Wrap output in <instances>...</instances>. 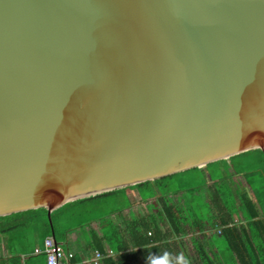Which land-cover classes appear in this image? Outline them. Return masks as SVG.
Segmentation results:
<instances>
[{"label":"water","instance_id":"95a60500","mask_svg":"<svg viewBox=\"0 0 264 264\" xmlns=\"http://www.w3.org/2000/svg\"><path fill=\"white\" fill-rule=\"evenodd\" d=\"M264 150V0H0V216Z\"/></svg>","mask_w":264,"mask_h":264},{"label":"trees","instance_id":"16d2710c","mask_svg":"<svg viewBox=\"0 0 264 264\" xmlns=\"http://www.w3.org/2000/svg\"><path fill=\"white\" fill-rule=\"evenodd\" d=\"M251 151H256L259 156V164L257 167L249 168L246 165L243 166L238 165L237 163L233 162L234 157H238L241 155H247ZM257 155H254L256 159L258 158ZM230 161V166L232 173H244L245 178L247 179L250 187L255 191V196L257 198V202L260 203V200L264 201V190H261L259 187H256L254 185L255 175L257 171H263L264 170V150L261 149H254L247 152H243L237 155H234L230 158H228ZM250 160H247L249 162ZM208 165V164H207ZM205 165V166H207ZM198 168V167H195ZM259 169V170H256ZM171 175H167L164 177H160L151 181H146L142 183H138L135 185H130L126 187L117 188L111 191L102 192L99 194H94L82 198H78L72 201H69L56 209L51 211L50 219L49 221L48 215H47V209L46 208H38V209H30L26 211H21L17 213H13L6 216H0V233L3 234H10L12 237V244L18 245L20 236L22 233V230L25 232V245H26V252L34 251V248L38 244H42V241L45 237L53 235L55 239L60 242L62 241L63 235H65L68 231H71V229L77 228V227H83L85 229L90 230V233L92 236H97L99 229L103 228L106 224V222L110 219V215L112 213L119 212L121 213L127 208H130L133 205V202L131 201V196L127 193V190H137L138 194L140 196V201H148V199L157 198V202L160 203L162 210L160 213V216L162 218H165L168 222L166 233H163L158 226L155 228L151 227L150 220H155L156 216L152 213L145 215L143 218L139 220H134L133 223L129 226V233H134L139 236L137 242L131 243L134 246L139 247H148L151 245L152 249H154L155 253V261H152L153 264H234V261L232 258L235 259V261L238 264H264V223L262 222H252V225L260 226V229L255 232L253 236V241L256 240L259 245H257V249H248L245 247L241 242V239L239 236H234V228L229 227H222V229L219 231V227H217L218 224L212 220V223H209V225L205 224V218L200 214L195 215L193 217V221L190 219L188 220L185 213L181 211V206H175L174 204H169L166 200V196L171 194L170 190L164 189L166 186L161 185L162 179H165L167 177H171ZM221 182V181H220ZM225 182V181H222ZM222 183H219L218 181L214 182L213 194L212 197H209V200H216V195L220 194V190L215 186L218 185L221 186ZM259 188V189H258ZM145 190H148L147 193H145ZM180 190H175L173 193H176ZM107 196H117L121 198L122 203L119 207H116L115 209L106 212L105 215L100 216L101 219H84L82 221V217H79L85 213H88L92 210L93 206H98V203L96 205H92L89 207L88 202L91 200H94V202L97 199L107 197ZM242 201L246 202L247 206H244L245 212L247 209L250 210V215L246 216V218H256L258 216V212L255 208V205L252 203L250 198L247 194H241ZM260 199V200H259ZM235 202V199H234ZM135 204V203H134ZM243 212V210H242ZM210 214V213H209ZM208 217V215H207ZM210 217V216H209ZM77 220V222H74V220ZM65 222H68V227L64 224ZM256 224V225H255ZM191 226H193L194 230L201 234L205 230L209 231L211 229H214L217 232H220V235H225L226 237L231 236L230 241L228 242L226 251L220 250L217 245L212 244L210 245L209 249H205L202 245L199 243L193 244V247L195 249V253L193 255H190L185 250L184 245V239L182 238L183 235L186 233L188 234L190 232ZM111 224L107 226L106 228H110ZM154 229L155 232L151 231L150 229ZM148 232L151 234L148 235ZM116 233L118 234V230H116ZM33 235H37L41 237L40 243H33L32 238ZM103 237L101 236V239H105V234L102 233ZM237 235V234H236ZM215 236V237H214ZM212 235L210 237L213 238L216 241V235ZM221 236V237H222ZM136 237V238H137ZM175 238L176 240L169 242L168 238ZM197 238L201 237L200 235L196 236ZM100 239V241H101ZM211 239V238H210ZM212 240V239H211ZM193 242V241H192ZM122 243V242H120ZM100 248L103 247L101 245V242L97 245ZM215 248V249H214ZM43 255V254H40ZM44 257V261L46 264V258ZM169 257V258H168ZM12 264H20V259L18 256L12 257Z\"/></svg>","mask_w":264,"mask_h":264},{"label":"crops","instance_id":"0c3cea01","mask_svg":"<svg viewBox=\"0 0 264 264\" xmlns=\"http://www.w3.org/2000/svg\"><path fill=\"white\" fill-rule=\"evenodd\" d=\"M221 175L223 176V181L226 176L227 178L229 177L230 187L236 191L234 207L233 209H228L224 201H222L221 205L219 203L220 201L217 200V208L214 217L203 215V218H205L204 223L209 225L213 220L218 224L217 227H219V231L222 227L234 228V236H239L242 241L241 243L245 247L250 250L257 249L259 243H257L256 240L253 241L252 238L255 232L260 229V226L256 224V226H254L252 225V222L264 223V201L259 199L260 203L257 202L255 191L250 187L244 173H232L231 166H223L221 168ZM209 178L207 188L213 187L214 182L219 179L216 178L212 180L211 177ZM218 182L220 183V181ZM211 192H213V189H211ZM127 193L131 196L133 205L121 213H112L110 219L106 222L103 228H98L99 225H96V229H99L97 236H92L88 229L80 228L63 235L64 237L59 243L65 250L73 252L74 264H93L91 259L94 257L95 251L104 254L103 258L98 261V264H153L151 262L155 261V253L152 246L155 245L148 247L134 246L131 241L133 243L137 242L139 236L137 237L134 233H129V226L134 220H139L150 213L156 216L155 220H150V222H152L151 227L155 228L158 226L163 233H166V228L169 224L165 218L160 216V210H162V208L160 206L161 204L157 202V198L154 197L143 202L140 201V196L137 190L128 189ZM241 194H247L255 205L258 212L256 218H246V216L250 215V210L247 209L246 212L244 211V206H247V204L242 201ZM210 218H212V220H210ZM109 224H111V227L106 228ZM153 228L150 230L155 232ZM191 228L190 232L188 234L185 233L182 237L185 242V250L188 254L193 255L195 253L193 244L196 243H199L205 249H209L210 245L215 244L220 250L226 251L228 242L231 239L230 235L229 237H226L225 235L222 236L220 235V232H217L214 229H211L210 231L208 229L199 234L194 230L193 226H191ZM116 230H118V234L116 233ZM102 233L105 234L104 240L101 239V236L103 237ZM214 233H216L217 236L216 241L214 240L213 242V238L210 236H214ZM150 234L148 233V235ZM198 235L201 237L197 238L196 236ZM12 240L10 234L0 233V264H12L13 256H18L20 264H45L43 255L35 254L31 251L26 252L24 230H22L18 245H13ZM174 240L176 239L172 237L168 238L169 242ZM100 242L103 247L99 249L97 245ZM109 251H111V254H108ZM232 259L234 264H238L234 258Z\"/></svg>","mask_w":264,"mask_h":264},{"label":"rangeland","instance_id":"374dc122","mask_svg":"<svg viewBox=\"0 0 264 264\" xmlns=\"http://www.w3.org/2000/svg\"><path fill=\"white\" fill-rule=\"evenodd\" d=\"M257 154L258 153L256 151H251L247 155L234 157L232 160L238 165L242 164L243 166L246 165L249 168H254L259 164V156ZM254 155H257L258 158L256 159ZM247 160L250 161L247 162ZM230 164L231 163L228 159H222L208 163L207 166H203L201 168H191L185 171L177 172L171 177L162 179L161 185H165L166 187L164 189L170 190L171 192V194L166 196L167 202L178 207L181 206V211L186 214L189 221L190 219L193 221V217L195 215L199 216L200 214L202 216L208 215L210 217H214L215 210L217 208V202H214L213 199L208 200V197H212L213 193L211 192L212 187L207 188L208 178L211 177L212 180L219 178L218 181H221L220 183H222L219 187L218 185H215L221 191L220 194L216 195V200H219L221 205L222 201H224L228 209H233L236 191L230 187L229 177L227 178L226 176L224 178L225 182H222L223 176L221 175V168L223 166H230ZM256 170L259 169L256 168ZM254 177L256 179L253 180L254 185L259 187L261 190H264V170L262 172L257 171ZM175 190L180 191L173 193ZM147 192L148 190H145V193ZM96 203H98V206H93L90 212L79 216L82 217V221L84 219H101L100 216H103L106 214V212L109 213V211L119 207L122 201L120 197L107 196L97 199L95 202L94 200H91L88 202V205L90 207L92 205H96ZM73 220L74 222H77V220ZM210 220H212V218H210ZM64 224L68 227V222H65ZM78 228L85 229L80 226L71 229V231H75ZM214 235H216V233H214ZM59 241L61 242V240ZM32 242L40 243L41 237L33 235Z\"/></svg>","mask_w":264,"mask_h":264},{"label":"built area","instance_id":"2783aa9c","mask_svg":"<svg viewBox=\"0 0 264 264\" xmlns=\"http://www.w3.org/2000/svg\"><path fill=\"white\" fill-rule=\"evenodd\" d=\"M150 234V232H148ZM33 253L43 254L46 258V264H74L73 252L65 250L53 236H47L43 239L42 244L36 245ZM111 254V251L108 252ZM104 254L95 251L94 257L91 259L93 264L103 258Z\"/></svg>","mask_w":264,"mask_h":264}]
</instances>
